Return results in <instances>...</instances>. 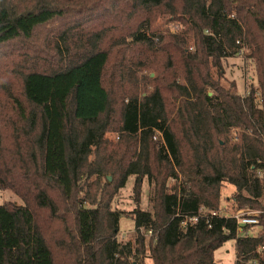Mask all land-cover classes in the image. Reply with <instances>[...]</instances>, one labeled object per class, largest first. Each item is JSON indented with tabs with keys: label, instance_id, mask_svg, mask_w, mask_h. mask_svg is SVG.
Here are the masks:
<instances>
[{
	"label": "trees",
	"instance_id": "1",
	"mask_svg": "<svg viewBox=\"0 0 264 264\" xmlns=\"http://www.w3.org/2000/svg\"><path fill=\"white\" fill-rule=\"evenodd\" d=\"M159 16L181 19L194 45L174 112L159 85L139 92L132 75L120 87L117 131L136 141L135 158L99 155L115 121L109 63L135 56L143 70L157 58L155 72L180 70L179 57L159 60L167 38L152 28ZM242 48L257 65L259 100L209 71ZM262 66L264 0H0V189L21 201L0 204V264H218L214 252L230 239L234 264H264ZM232 127L238 141L221 142ZM152 149L154 164L179 168L181 185L156 187ZM181 155H195L196 167L185 170ZM139 173L151 209H132L134 237L120 242L121 211L106 185ZM223 181L235 186L238 208L262 210L260 233L242 235L216 212Z\"/></svg>",
	"mask_w": 264,
	"mask_h": 264
},
{
	"label": "rangeland",
	"instance_id": "2",
	"mask_svg": "<svg viewBox=\"0 0 264 264\" xmlns=\"http://www.w3.org/2000/svg\"><path fill=\"white\" fill-rule=\"evenodd\" d=\"M114 1V0H110ZM101 18L106 17V13H101ZM152 28L157 35H165L164 51L159 55V60L168 58V55L179 57L178 66L179 72L174 73L171 69L159 70L155 72L157 58L154 64L150 68L141 69L136 63L135 56L125 57L124 61L120 60L118 56L115 63H109L108 69L105 73L106 86L110 90V96L113 104L112 127L114 129H108L105 132L104 139L100 146L99 155H111L115 160H121L127 162L133 160L136 155V141L125 136L118 134L117 121L120 109L119 91L120 87H123L128 81L127 78L132 75L136 76L139 81L137 91L151 90L153 86L159 85L163 94L167 96L170 102V108L174 112L173 102L176 95L175 83H182L183 80V54L188 53V50H193L194 45L192 42L187 43V37H192V33L189 31H183L184 23L181 19L169 16H159L155 18ZM252 30L257 32L254 25L251 24ZM264 68L262 66L260 71ZM210 74L224 87H233L237 94H248L250 89H253V94L257 100L260 99L259 93V74L257 71L256 62L247 57L244 48L238 53L221 59V68L219 71L214 70L209 66ZM127 72V73H126ZM124 74L122 80L120 74ZM264 77V74H262ZM264 82V81H263ZM177 104L178 101H175ZM172 119L175 124L178 122L177 113H173ZM178 124V123H177ZM238 127H232L228 133L227 138L219 137V140L224 142L238 141ZM156 138L154 137L153 140ZM195 155H181V165L185 170L194 169L197 164ZM154 149L149 153V159L146 160L149 164L150 170L154 173L152 179L156 187H159L163 181L164 186H179L183 183V175L179 171V168L175 165L165 167V165H157L153 163ZM145 161V159H144ZM181 169V168H180ZM182 170V169H181ZM117 171V169L115 170ZM172 175V176H169ZM120 175L115 176V186L113 184L106 185L107 188L114 190V194L111 200V207L121 211V217L119 220V233L117 239L120 242H126L128 239L134 237V222L132 220V209L138 205L143 209H151V203L149 202L150 186L148 183L147 175L143 173L131 174L127 177L124 183H120ZM157 180V182H156ZM159 180V181H158ZM110 183V181H108ZM107 183V184H108ZM122 184V185H121ZM219 189V203L216 212L221 215L230 216L236 211H256V215L261 213V209L247 208L236 205L234 196L236 188L228 182H221L218 186ZM4 203H21L20 199L15 195L12 190L5 188L0 189V204ZM264 203V197H263ZM90 204V203H89ZM202 212L209 211L208 208L202 207ZM251 231L254 235L262 231L261 226H251ZM147 239L149 234L146 235ZM214 258L218 264H234L236 254L234 249V240L230 239L224 242L214 252ZM146 264H151V260L146 259Z\"/></svg>",
	"mask_w": 264,
	"mask_h": 264
},
{
	"label": "built area",
	"instance_id": "3",
	"mask_svg": "<svg viewBox=\"0 0 264 264\" xmlns=\"http://www.w3.org/2000/svg\"><path fill=\"white\" fill-rule=\"evenodd\" d=\"M256 211H236L233 213L232 216L235 220L237 225L239 226L238 232L245 236H252L255 233L251 231V226H260L258 222V217L255 213ZM247 226V228H243V226Z\"/></svg>",
	"mask_w": 264,
	"mask_h": 264
}]
</instances>
